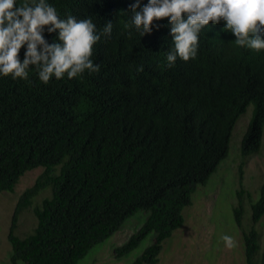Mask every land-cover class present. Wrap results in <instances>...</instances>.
Returning <instances> with one entry per match:
<instances>
[{
	"label": "trees",
	"instance_id": "trees-1",
	"mask_svg": "<svg viewBox=\"0 0 264 264\" xmlns=\"http://www.w3.org/2000/svg\"><path fill=\"white\" fill-rule=\"evenodd\" d=\"M134 0H49L61 18H91L110 37L94 46L97 73L41 83L0 77V193L43 168L18 198L9 241L11 264H80L138 213L141 228L117 259L151 240L133 264H159L165 244L186 223L185 211L228 159L236 126L253 108L241 143L244 158L264 145V50L240 48L232 34L200 33L195 59L166 67L173 46L165 18L140 37L125 29ZM147 3V0H143ZM55 33L44 38L51 43ZM25 48L19 57L23 60ZM37 225L21 237L20 216L36 197ZM243 189L233 224L243 233L246 264H264V186L245 225ZM198 192V193H197ZM251 198V194L248 193ZM149 240V241H150Z\"/></svg>",
	"mask_w": 264,
	"mask_h": 264
},
{
	"label": "clouds",
	"instance_id": "clouds-1",
	"mask_svg": "<svg viewBox=\"0 0 264 264\" xmlns=\"http://www.w3.org/2000/svg\"><path fill=\"white\" fill-rule=\"evenodd\" d=\"M130 8L131 19L124 27L140 37L159 27L154 21L167 19L173 41L166 57L168 68L178 59L196 58L200 33L205 34L207 28L208 37L232 34L240 48L264 50V0H147L146 4L134 0ZM45 29L56 34L51 43L44 38ZM112 31V22L98 31L90 17L61 18L49 0H0V77L28 82L30 72L35 71L38 80L47 85L53 79L97 73L100 66L92 59L94 46ZM222 239L228 248L235 245L230 235Z\"/></svg>",
	"mask_w": 264,
	"mask_h": 264
},
{
	"label": "rangeland",
	"instance_id": "rangeland-1",
	"mask_svg": "<svg viewBox=\"0 0 264 264\" xmlns=\"http://www.w3.org/2000/svg\"><path fill=\"white\" fill-rule=\"evenodd\" d=\"M253 108L244 114L234 131L231 152L220 166L218 172L205 187H200L194 204L185 211L186 223L177 230L172 239L165 244L159 264H246L243 233L233 224V208L238 205L237 191L243 189L246 205L245 225L251 218V201H257L264 186V145L261 152L247 158L241 155V141L252 117ZM44 169L28 172L21 178L16 192L0 193V264H11L12 247L9 232L12 217L20 194L31 187ZM251 194V198L248 196ZM51 196L47 189L36 197L33 207L22 213L17 234L24 237L37 225L34 208L43 199ZM144 215L138 213L125 227L106 243L94 248L80 264H133L143 250L151 244L148 239L131 256L117 259L115 249L123 246L142 226ZM261 234V256L264 253V218L257 225ZM234 238L235 245L225 246L223 235ZM150 240V241H149Z\"/></svg>",
	"mask_w": 264,
	"mask_h": 264
}]
</instances>
